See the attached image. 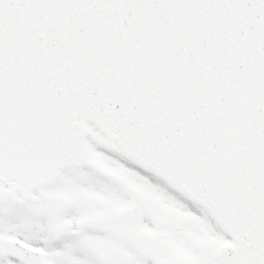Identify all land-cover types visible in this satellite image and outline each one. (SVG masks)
I'll return each mask as SVG.
<instances>
[{
	"label": "snow or ice",
	"instance_id": "snow-or-ice-1",
	"mask_svg": "<svg viewBox=\"0 0 264 264\" xmlns=\"http://www.w3.org/2000/svg\"><path fill=\"white\" fill-rule=\"evenodd\" d=\"M0 264H264V0H0Z\"/></svg>",
	"mask_w": 264,
	"mask_h": 264
}]
</instances>
